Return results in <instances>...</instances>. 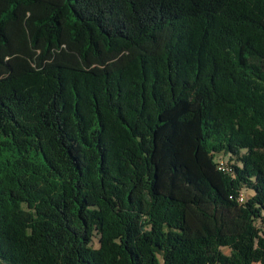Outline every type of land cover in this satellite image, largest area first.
I'll list each match as a JSON object with an SVG mask.
<instances>
[{"label": "trees", "instance_id": "obj_1", "mask_svg": "<svg viewBox=\"0 0 264 264\" xmlns=\"http://www.w3.org/2000/svg\"><path fill=\"white\" fill-rule=\"evenodd\" d=\"M259 221L264 0H0V264H264Z\"/></svg>", "mask_w": 264, "mask_h": 264}, {"label": "built area", "instance_id": "obj_2", "mask_svg": "<svg viewBox=\"0 0 264 264\" xmlns=\"http://www.w3.org/2000/svg\"><path fill=\"white\" fill-rule=\"evenodd\" d=\"M219 167L223 170H230V168L224 162H221ZM240 200L243 201L244 197L241 196Z\"/></svg>", "mask_w": 264, "mask_h": 264}, {"label": "rangeland", "instance_id": "obj_3", "mask_svg": "<svg viewBox=\"0 0 264 264\" xmlns=\"http://www.w3.org/2000/svg\"><path fill=\"white\" fill-rule=\"evenodd\" d=\"M223 159V161H226L228 158L227 157H224V158H222ZM250 192H248V191H245V194L246 195H248ZM258 225L261 227V229L262 230H264V223H262V221H259L258 222Z\"/></svg>", "mask_w": 264, "mask_h": 264}]
</instances>
